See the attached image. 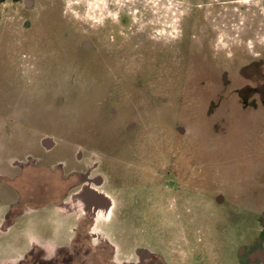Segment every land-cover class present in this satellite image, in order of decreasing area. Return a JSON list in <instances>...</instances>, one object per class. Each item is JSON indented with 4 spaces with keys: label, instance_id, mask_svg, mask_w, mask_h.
Instances as JSON below:
<instances>
[{
    "label": "rangeland",
    "instance_id": "obj_1",
    "mask_svg": "<svg viewBox=\"0 0 264 264\" xmlns=\"http://www.w3.org/2000/svg\"><path fill=\"white\" fill-rule=\"evenodd\" d=\"M229 1L0 0L1 170L23 182L11 160L27 154L82 166L81 147L125 215L119 241L113 215L99 238L81 225L73 264H255L264 250V0ZM130 163L149 192L111 190ZM10 182L46 198L41 180Z\"/></svg>",
    "mask_w": 264,
    "mask_h": 264
},
{
    "label": "flooded vegetation",
    "instance_id": "obj_2",
    "mask_svg": "<svg viewBox=\"0 0 264 264\" xmlns=\"http://www.w3.org/2000/svg\"><path fill=\"white\" fill-rule=\"evenodd\" d=\"M19 1V0H14ZM236 2V0H230L229 3ZM41 11V10H40ZM98 53V52H97ZM98 54L105 55L107 53H102L99 51ZM243 98V95H240ZM244 103H248V101H244ZM41 145L45 149L46 152H49L53 150L57 144L54 142V140L51 138L50 140L47 138L45 141L40 140ZM76 150H78V153L76 154V161L79 163L83 161L82 166H74L70 167L67 162L64 160L57 161L56 163H50V164H39L42 163L39 161L38 157H33L30 154L25 155L24 159H12L11 164L15 168V166H18L21 172H29L28 176H23L24 181L22 182V179L19 175H15L12 178L17 183H24L25 187L28 185V181L30 179H37L41 180L45 183L46 187H43L41 189L40 194H45V200L38 202V199H36L33 194H29L24 189V186H22L20 189L16 188L10 181L7 184L12 186L14 190L17 192V200L13 202L8 210L5 213V216L3 218V222L0 225V230L3 231L4 229L10 227L13 223H15L16 218H18L22 213L26 212V209H37L41 210L44 205H54V204H62L63 206H68L73 203H77L76 209H78L79 214L78 218L76 217V226L74 230V236L73 241L70 246H59L56 248H53L52 250H45L41 246H33L25 255L23 258H21L19 261H17L15 264H73V260H75L76 257H80L81 259V248L78 247V241L81 239V225L84 223L88 226L87 230V236L90 237V240L93 238H99L102 236L100 230L98 229L97 224L105 221L108 217H112L113 220H116V223L114 224L112 222L111 228L113 232V238H116V240L119 241V235L118 230H121L123 220H124V212H120L121 214H117L114 210V204L115 199L114 196L109 195L104 192V190H100L97 188H94L91 184L94 183L97 185V187H102L105 184V181L100 178V176L97 175H91L92 169H96L98 164H87L86 159L83 158V155H81V147H77ZM75 150V151H76ZM91 158V157H90ZM91 161V160H89ZM128 161V159H127ZM92 162V161H91ZM114 164L117 163V161H112ZM93 163V162H92ZM120 163V162H119ZM121 164V163H120ZM122 166V165H121ZM124 169L127 171L121 172L124 175H128V180L120 181L121 184L115 186H112L111 190H118L120 187L124 188V185L128 187L129 190L133 188L135 185L138 187V184L141 183L143 187L139 189H143L145 187L146 192H149L151 190V185L155 181H151L149 172L144 171V167L141 168H133L128 165L127 167L123 166ZM133 168V169H132ZM0 169H2L0 167ZM23 172L21 175H23ZM115 171V173H117ZM159 172H157L158 174ZM161 174V173H159ZM91 175V176H90ZM164 175V172L163 174ZM164 177V176H162ZM131 176H137L138 178H141V181H137L136 183H132ZM111 177L112 174H111ZM11 178V179H12ZM158 178V179H160ZM19 179L21 181H19ZM139 180V179H138ZM158 182L160 180H157ZM112 183V179H111ZM135 188V187H134ZM127 189V190H128ZM25 190L26 194L23 192ZM132 194V193H131ZM23 197H22V196ZM127 196V195H126ZM148 197V196H147ZM65 198H69L67 202H65ZM102 207V208H101ZM101 208V209H100ZM75 209V210H76ZM116 216H120V219H116ZM84 233H86L84 231ZM90 233V234H89ZM98 242H102V240H99ZM103 242L110 243V247L112 249L111 261L114 260V256L118 252V247L113 244L112 242H109L107 240L103 239ZM112 243V244H111ZM137 246V245H136ZM136 247L133 248L132 251L125 249L128 252V258L129 259H138L139 253L137 252ZM135 249V250H134ZM125 252V251H124ZM122 252V253H124ZM125 256V254H124ZM144 261V264H166L159 256L151 255V256H141ZM248 260H254L255 264H264V250H257L256 253H253ZM247 260V261H248ZM115 261V260H114ZM128 262V260H126ZM115 264H124L123 262H114ZM134 260L131 262L129 261L128 264H133ZM142 263V261H141ZM14 264V263H13ZM81 264V263H80ZM110 264V263H109ZM143 264V263H142ZM248 264V263H247Z\"/></svg>",
    "mask_w": 264,
    "mask_h": 264
},
{
    "label": "crops",
    "instance_id": "obj_3",
    "mask_svg": "<svg viewBox=\"0 0 264 264\" xmlns=\"http://www.w3.org/2000/svg\"><path fill=\"white\" fill-rule=\"evenodd\" d=\"M11 178L12 175L0 169V225L9 206L17 200V192L7 184ZM76 206L75 202L68 206L44 205L41 210L26 209L15 223L0 230V264H15L33 246L38 245L45 250L70 246L79 214ZM42 228H45L44 233L39 231Z\"/></svg>",
    "mask_w": 264,
    "mask_h": 264
},
{
    "label": "bare ground",
    "instance_id": "obj_4",
    "mask_svg": "<svg viewBox=\"0 0 264 264\" xmlns=\"http://www.w3.org/2000/svg\"><path fill=\"white\" fill-rule=\"evenodd\" d=\"M101 208H102V207H101ZM101 208H100V209H101Z\"/></svg>",
    "mask_w": 264,
    "mask_h": 264
}]
</instances>
